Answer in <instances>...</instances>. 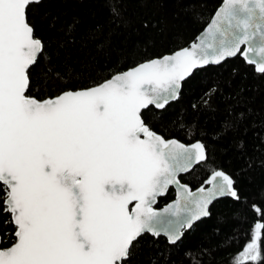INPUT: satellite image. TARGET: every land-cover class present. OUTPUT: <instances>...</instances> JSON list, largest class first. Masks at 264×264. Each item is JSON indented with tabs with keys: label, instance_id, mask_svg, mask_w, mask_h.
<instances>
[{
	"label": "snow or ice",
	"instance_id": "6c2138e0",
	"mask_svg": "<svg viewBox=\"0 0 264 264\" xmlns=\"http://www.w3.org/2000/svg\"><path fill=\"white\" fill-rule=\"evenodd\" d=\"M33 2L0 0V215L13 226L7 247L0 238V264H128L143 234L175 243L216 197L239 199L222 171L196 193L180 184L206 161L204 145L166 141L143 114L165 108L205 64L240 54L264 74V0H223L199 44L44 100L27 95L44 51L26 17ZM170 185L178 199L155 210ZM262 230L256 223L233 264L261 258Z\"/></svg>",
	"mask_w": 264,
	"mask_h": 264
},
{
	"label": "trees",
	"instance_id": "16d2710c",
	"mask_svg": "<svg viewBox=\"0 0 264 264\" xmlns=\"http://www.w3.org/2000/svg\"><path fill=\"white\" fill-rule=\"evenodd\" d=\"M222 0H42L26 10L43 54L30 68L27 95L38 100L94 87L146 61L188 47ZM149 128L165 140L201 142L206 161L180 181L192 190L206 186L215 171L228 174L239 199L215 202L209 217L184 233L176 245L162 237L138 238L128 264H233L264 224V74L240 55L198 70L182 84L177 101L144 111ZM174 198L170 189L158 200ZM255 206V207H254ZM259 209V211H257ZM9 217L0 215L3 246L11 241ZM261 258L264 264V230Z\"/></svg>",
	"mask_w": 264,
	"mask_h": 264
},
{
	"label": "water",
	"instance_id": "95a60500",
	"mask_svg": "<svg viewBox=\"0 0 264 264\" xmlns=\"http://www.w3.org/2000/svg\"><path fill=\"white\" fill-rule=\"evenodd\" d=\"M42 0H34V2L33 3H31L30 5H32V4H39L40 2H41ZM29 5V6H30ZM28 6V7H29ZM223 6V0H222V2H221V4H220V6L216 9V11L214 12V14H213V16L211 17V19H210V21L208 22V24L211 22V20L214 18V16H215V14H216V12L221 8ZM208 24L205 26V28L198 34V36L195 38V40L192 42V43H190L189 44V46L188 47H185V48H191V46H192V44L193 43H196V44H199L200 43V38L201 37H203V35L205 34V32H206V29H207V27H208ZM256 43H259V40H257L256 41ZM247 48V45H242L241 46V50L243 51L244 49H246ZM181 50V49H180ZM179 51V50H178ZM177 52V51H176ZM175 53V52H174ZM174 53H172V54H174ZM172 54H168V55H172ZM240 54H237L236 56H234V57H227V58H225L224 60H222L219 64H215V63H209V64H205V65H203V66H201V67H198V68H196V69H194L193 70V72H192V74L190 75V76H188V77H186L185 79H184V81H182V84L186 81V80H188L192 75H193V73L194 72H196V71H198V70H201V69H204V68H207V67H217V66H219V65H222L223 63H225L226 61H228V60H232V59H234V58H236L237 56H239ZM164 56H167V55H164ZM164 56H162V57H160V58H163ZM249 56L254 60V61H259L260 60V56L257 54V53H255V52H253V53H249ZM240 57H241V59L245 62V64H247L248 66H252L253 68H254V71H255V73L256 74H262V73H259L258 71H256V67H255V64H249V63H247V61H246V59L245 58H243L241 55H240ZM155 59H158V58H155ZM153 60V59H152ZM150 61V60H149ZM147 62V61H146ZM31 67H33V66H31ZM131 69V68H130ZM129 70V69H128ZM127 71V70H126ZM181 88H182V86H181ZM180 92H181V89L179 90V93H178V95H177V97L175 98V99H173V100H171L166 106H165V108L170 104V103H173V102H175V101H177L178 100V98H179V95H180ZM150 107H153L154 109H156L157 111H161V110H163V109H165V108H163V109H157V108H155L154 106H150ZM164 139V138H163ZM170 140H175V139H168V140H166V141H170ZM177 141V140H176ZM179 142V141H178ZM199 142V141H198ZM179 143H181V142H179ZM195 143H197V142H195ZM195 143H193V144H195ZM201 143V142H200ZM184 145H186V144H184ZM190 145H192V144H188V145H186V146H190ZM207 156V155H206ZM203 162H205V161H201L200 163H203ZM200 163H198V164H200ZM198 164H194L193 165V167L188 171V172H186V173H180L179 174V176H178V179L181 177V176H184V175H186V174H188V173H190L194 168H195V166H197ZM226 174V173H225ZM226 175H228V174H226ZM229 176V175H228ZM210 177V176H209ZM230 177V176H229ZM231 178V177H230ZM232 179V178H231ZM233 180V179H232ZM180 181V180H179ZM180 184H182L181 182H180ZM182 185H185V184H182ZM186 186H188V185H186ZM201 187V186H200ZM200 187H198V188H196V189H194V190H192L194 193H196L197 192V190L200 188ZM205 188H209V187H211V185H208V184H206V186H204ZM233 187H234V183H233ZM188 188H190L189 186H188ZM170 189H172L173 191H174V198H173V200L172 201H170L168 204H166L165 206H163L162 208H156L155 206L157 205V203H158V200L160 199V198H163V197H165L166 195H167V193H168V191L170 190ZM191 189V188H190ZM168 191L164 194V195H162V196H159V197H157V202L153 205V208L155 209V210H157V211H163L169 204H172V203H174L177 199H178V196H179V187L177 186V185H170L169 186V189H168ZM198 194V193H197ZM224 198H230V199H233V200H236V198H233V197H231L230 195H225V196H219V197H216L209 205H208V210H210V208H211V206L215 203V202H217V201H219V200H221V199H224ZM209 217V215H207V216H202V217H200V219H198V220H194L193 222H192V225H191V227L189 228V227H187V226H185L184 228H182L180 231H181V236H180V238L175 242V243H170L169 242V239H168V237L166 236V235H164L163 233H161V235H159V236H153L152 234H149V233H146V234H148V235H150V236H152V237H154V238H158V237H162V238H164L165 240H166V242L169 244V245H176L182 238H183V236H184V233L186 232V231H188V230H190L196 223H198V222H200V221H202V220H204V219H207ZM143 235H145V234H143ZM142 235V236H143ZM0 238H1V236H0ZM140 238V237H139Z\"/></svg>",
	"mask_w": 264,
	"mask_h": 264
},
{
	"label": "flooded vegetation",
	"instance_id": "af4514ba",
	"mask_svg": "<svg viewBox=\"0 0 264 264\" xmlns=\"http://www.w3.org/2000/svg\"><path fill=\"white\" fill-rule=\"evenodd\" d=\"M180 179V178H179ZM181 182V181H180ZM182 183V182H181ZM183 184V183H182ZM186 185V184H185ZM192 190V189H191Z\"/></svg>",
	"mask_w": 264,
	"mask_h": 264
}]
</instances>
